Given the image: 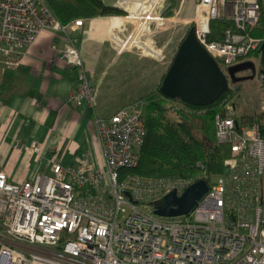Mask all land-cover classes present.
<instances>
[{
    "label": "built area",
    "instance_id": "1",
    "mask_svg": "<svg viewBox=\"0 0 264 264\" xmlns=\"http://www.w3.org/2000/svg\"><path fill=\"white\" fill-rule=\"evenodd\" d=\"M132 3V14L146 7L128 0L120 6ZM261 12V0H199L197 16L189 21L226 69L264 50V37L253 34ZM214 20H229L234 28L221 40L211 39ZM83 25L81 19L62 23L48 0H0V94L1 73L20 68L27 48L49 30L65 40L61 56L80 70L72 104L94 106L97 90L80 39L71 35ZM134 37L127 43L137 58L154 55ZM259 82L264 84V75ZM224 106L215 119L216 139L230 148L229 172L200 178L209 190L188 215L160 217L154 203L174 190L182 195L196 181L120 177L121 169L138 166L146 140L145 116L135 104L97 121L103 168L55 162L51 174L16 184L0 164V264H264V127L239 124L234 102ZM22 147L32 153L43 145L29 138Z\"/></svg>",
    "mask_w": 264,
    "mask_h": 264
},
{
    "label": "crops",
    "instance_id": "2",
    "mask_svg": "<svg viewBox=\"0 0 264 264\" xmlns=\"http://www.w3.org/2000/svg\"><path fill=\"white\" fill-rule=\"evenodd\" d=\"M103 1L123 11L125 9L120 6L122 0ZM128 1L145 2L147 14L149 12L154 14L155 7H160V14L167 16L178 14L185 19L193 17L183 14L185 11L184 0ZM147 14L145 18H147ZM102 19H109L113 22L114 28L110 29L112 40L113 35L118 38L140 35V30L135 28H140L141 24L144 26L143 28H150L147 24L153 22L151 27H156L155 20H151V18L143 19L144 22L141 21L137 24L138 22L129 20L125 15L105 16L85 20L81 28L72 32L73 37L77 36L80 39L81 54L86 71L97 90L98 98L94 106L85 104L83 107H76L72 104L71 97L79 82L80 70L68 64L61 56V51L66 47L65 40L49 30L42 32L35 44L27 48L23 65L20 68L5 70L1 73L0 164L11 182L21 184L34 179L39 174H51V167L55 162L73 167H85L86 165L95 169L105 167L103 145L97 121L101 118L111 117L128 104L111 105L101 98L102 86L99 82L103 75L97 73L98 60H95L93 51L86 50L85 43L82 47V40H85L83 37L91 31L87 23ZM129 28L134 29L129 31ZM147 35L143 34L142 37L145 42H147ZM96 43L100 50L111 46L106 43L104 45ZM261 55L262 53H255L248 58H242L237 63L253 61L255 65L259 64V66H256L257 75L253 80L233 83L230 79L231 87L239 86L236 95L231 98L232 100L230 99L234 102L235 114L255 115L264 110V84L259 82L260 77L264 75ZM150 57L153 56L148 54L143 60ZM169 57L170 63L164 72L169 70L174 60L173 55ZM228 68L225 69L226 72ZM251 74L252 70L246 69L238 72L237 77H248ZM108 76L106 75V77ZM254 82L259 84L255 92L256 95L254 98H248L244 104L243 101H240L241 96L245 94L244 88L247 85L250 87V83ZM243 104L249 105L251 111H244ZM29 138L37 140L43 145L40 152L29 153L23 149L22 142ZM86 188L79 190L82 195H85ZM104 189H107V184Z\"/></svg>",
    "mask_w": 264,
    "mask_h": 264
},
{
    "label": "trees",
    "instance_id": "3",
    "mask_svg": "<svg viewBox=\"0 0 264 264\" xmlns=\"http://www.w3.org/2000/svg\"><path fill=\"white\" fill-rule=\"evenodd\" d=\"M48 2L61 22L66 24L79 19L85 21L97 17L126 15L125 11L108 5L103 0H48ZM261 9L258 26L260 31L253 34L264 37V0H261ZM233 28L234 23L229 20H214L211 39L221 40L225 31ZM184 39L185 37L182 41ZM258 53H262L264 64V50L257 51L256 54ZM156 69H158L156 73L161 71L157 66L152 70ZM166 73L161 76V83L156 91L160 92ZM238 87L234 85L217 101L207 106H196L166 96L160 101L150 102L147 113L144 114L147 135L141 148L140 163L135 168L121 169V179L126 175L138 174L152 178L197 181L205 173L210 176L209 180L225 174L227 170L225 161L230 155V148L217 142L215 119L217 114L224 111V101L234 97ZM174 101L180 103L173 104ZM235 115L239 124L259 123L264 127V110L255 115L241 113Z\"/></svg>",
    "mask_w": 264,
    "mask_h": 264
},
{
    "label": "rangeland",
    "instance_id": "4",
    "mask_svg": "<svg viewBox=\"0 0 264 264\" xmlns=\"http://www.w3.org/2000/svg\"><path fill=\"white\" fill-rule=\"evenodd\" d=\"M184 3L185 11L183 14L193 16L192 18L185 19L178 14L170 16L160 14V7H155L156 11L154 10V14L153 12L147 14L145 8L136 14H132L130 6L126 7L128 10L126 8L124 9L125 16L133 17L134 15L136 17L134 22H138L137 24L141 21L144 22L143 18L146 17V14L150 16L151 20L156 18L155 28L151 27L153 22L147 24L150 28H143L144 26H141V24L140 28H135L136 30H140V35H133L129 38H118L113 35V41L110 36V29L114 28V26L113 22L109 21V19L90 21L87 23L91 31L83 37L85 40H82V47L85 43L86 50L93 51L95 60H98L99 69L97 73L103 75L99 82L102 86L100 96L104 101L116 106L135 104L138 105V112L146 114L150 102L163 99L164 95L159 90H156L161 83V76L165 68L170 63L169 56L177 52L182 39L186 37L192 25L189 20L197 16L199 0H184ZM158 18L164 19L159 20ZM131 29L134 28H129V31ZM143 34H148L146 36L147 42L143 40ZM134 36L138 37L140 45H145L152 52L154 51L153 57L143 60L148 56L147 54L141 58L135 56L137 54L135 53V49H132L133 45L127 43ZM96 42L102 45L106 43L111 46L100 50ZM125 44L129 45V47ZM156 66L161 69L159 73H156L158 69L152 70ZM256 66H259V64ZM106 75L109 76L106 77ZM258 87L259 84H255V82L250 83V87L249 85L245 86V94L242 93L243 95L240 101H243L245 104L248 98H254ZM97 96L98 94L96 92V99L98 98ZM179 103L177 101L173 102V104Z\"/></svg>",
    "mask_w": 264,
    "mask_h": 264
},
{
    "label": "water",
    "instance_id": "5",
    "mask_svg": "<svg viewBox=\"0 0 264 264\" xmlns=\"http://www.w3.org/2000/svg\"><path fill=\"white\" fill-rule=\"evenodd\" d=\"M246 69L252 70L250 76L237 77L238 72ZM256 75L257 68L253 61L235 64L226 72L217 59L200 43L196 27L191 26L162 81L160 93L192 105L207 106L229 91L230 79L236 83L253 80ZM226 172H229V169ZM208 190V182L199 179L188 186L182 195L174 190L156 201L155 213L164 218L188 215ZM127 195L133 199L130 192H127Z\"/></svg>",
    "mask_w": 264,
    "mask_h": 264
},
{
    "label": "bare ground",
    "instance_id": "6",
    "mask_svg": "<svg viewBox=\"0 0 264 264\" xmlns=\"http://www.w3.org/2000/svg\"><path fill=\"white\" fill-rule=\"evenodd\" d=\"M134 6H135V4L132 3V4L130 5V8H134ZM135 18H136L135 16H133V17L129 16V17H128L129 20H134ZM147 18L150 19V16L147 15ZM147 18H143V19L146 20ZM155 19H156V18H155ZM155 19H154V20H155ZM158 19H159V20H162V19H160V18H158ZM155 21H156V20H155ZM136 38H137V37H136ZM127 42H128V41H127Z\"/></svg>",
    "mask_w": 264,
    "mask_h": 264
}]
</instances>
